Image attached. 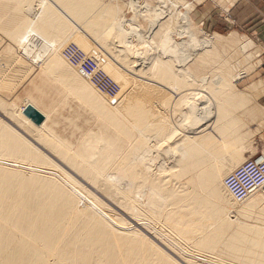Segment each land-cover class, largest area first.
<instances>
[{"label":"bare ground","instance_id":"obj_1","mask_svg":"<svg viewBox=\"0 0 264 264\" xmlns=\"http://www.w3.org/2000/svg\"><path fill=\"white\" fill-rule=\"evenodd\" d=\"M159 1L125 30L122 0H0V264H186L136 227L205 264H264V226L242 220L264 222V182L239 200L225 182L257 160L245 161L246 129L264 123L235 88L247 69L229 71L248 64L251 43L194 31L187 13L175 27ZM114 181L133 226L96 196Z\"/></svg>","mask_w":264,"mask_h":264},{"label":"rangeland","instance_id":"obj_2","mask_svg":"<svg viewBox=\"0 0 264 264\" xmlns=\"http://www.w3.org/2000/svg\"><path fill=\"white\" fill-rule=\"evenodd\" d=\"M132 1H136V3H134V5L135 6H133V8H134V10H133V8L131 9L130 8V5L129 4H131V2ZM148 1V2H147ZM169 1V2H168ZM167 2H168V5H169V7H168V5L166 4V5H163L162 7L163 8H165L164 6H166V10L167 11H165V12H168L170 15L172 14V12H174L175 14H174V16H176L175 18H172V19H174V20H172V21H174V25H176L175 27H177L178 26V28H179V26H182V25H184V23H182L181 22V20H180V18L179 19H177L178 17L177 16H182V15H184L185 13H187V15H188V18H189V20H191V27H192V29H194V31H197V29L202 33V34H206V35H208V36H213V35H220V36H222V37H226V36H228V35H230V33L232 34V33H235V34H237V36L240 38H242V41H249L250 43H251V49H250V51H249V53L248 54H250V57H249V61L248 60H246L247 62H248V64H246V68L244 67V66H242L243 65V63H240V65H233V69H230L229 71L230 72H233V73H235V71H240V70H242V69H247V70H245V72H246V76H244L239 82H237L236 84H235V88L236 89H238L239 91H241V92H244V93H246V94H248L250 97H251V99H252V102H253V98H252V94L253 93H255V92H257V90L258 89H256L254 92L253 91H250V90H247V88L248 87H250L253 83H252V80L250 79V78H252L253 76H254V72L258 69V68H260L261 67V64H262V59L264 58V44H263V42L260 40V34H259V32H257L256 30H254L255 28V25H258V27H260L261 25H264V23L263 22H260L256 17H255V15H257V12L258 13H260V15H261V13H263L264 14V0H243V1H241V7L240 8H237V10H236V12L237 13H234V15H236V17H237V21L235 22V21H226L227 19H226V16L224 15V14H222L220 11V9L218 8V7H220V8H223L222 10H227V9H229V7L231 6V5H233L235 2H237V0H234V1H232V0H183L184 2H181L180 0H175L174 2H173V0H168ZM122 2H123V0H122ZM125 2H128V5H127V3L126 4H123V3H125ZM131 2H130V0L128 1V0H125L123 3H122V9H121V13L122 14H119V17L121 18V19H124L123 20V22H124V28H125V30H128L129 29V26H127L126 25V21H128V20H130L132 17H133V15H134V12L133 11H135L136 13H138V14H141L142 12H143V7H140V6H142V4H143V2H146L147 4H149L150 6H151V8H154V7H156V6H159V4H160V1L159 0H131ZM174 3V4H173ZM141 4V5H140ZM171 4V5H170ZM174 6H173V5ZM124 5V6H123ZM125 5H127L126 7H125ZM140 5V6H139ZM137 6H139L140 8H138ZM171 6V7H170ZM125 7V8H124ZM137 9H136V8ZM167 7H168V9L170 10V8H172L173 9V11H172V9L170 10V11H172L171 13H170V11L167 9ZM130 8V9H129ZM141 9V10H140ZM138 12H137V11ZM132 11V12H131ZM142 11V12H141ZM179 13V14H178ZM173 16V15H172ZM262 16V15H261ZM164 17V16H163ZM168 16H166V18H167ZM231 18H232V16H231ZM176 19V20H175ZM178 21V22H177ZM184 27H185V25H184ZM183 26H182V28H184ZM142 28H145V25L142 27ZM141 28V29H142ZM139 29V37H140V35L142 34L143 35V37H145L146 36V33L145 32H143V30H140V28H138ZM185 29V28H184ZM196 29V30H195ZM255 31L257 32V33H255ZM186 36V35H185ZM184 36V33H182V35H181V32H180V34L179 33H176L175 35H174V37H173V39L175 40V41H177V42H181V41H183V40H185L186 39V37ZM135 37V36H134ZM134 37H132L133 38V40L135 41V42H137L136 41V38H134ZM145 47V46H144ZM143 47V49H141V50H146L147 49V51H149V55L148 56H150L152 53H154V50H151L152 48H149V46H146V48H144ZM148 47V48H147ZM150 49V50H149ZM152 52V53H151ZM244 54H245V52H244ZM244 54H242V52H239V58H241L242 57V55H244ZM236 56H238V52H237V55ZM242 64V65H241ZM244 64V65H245ZM262 88H263V86H262ZM242 89H245V90H242ZM259 90H262V89H259ZM258 90V91H259ZM16 92H17V96H20L21 95V93H22V90H20V89H17L16 90ZM197 92H199V91H197ZM251 93V95H250V93ZM203 93V92H202ZM204 94V93H203ZM197 98V96L195 97V100L193 101L194 102V109L195 110H197V108L199 107V105L200 104H202V103H204V101H205V98L202 96V95H199L198 96V98ZM200 98V99H199ZM203 100V101H202ZM197 102V103H196ZM198 102H199V104H198ZM201 102V103H200ZM196 103V104H195ZM1 108V107H0ZM3 109L1 108L0 109V118H1V114H3L4 113V110L2 111ZM2 111V112H1ZM23 115H24V113H23ZM10 119V118H9ZM11 120V122H12V119H10ZM4 121V120H3ZM13 123L15 124V125H18L19 126V124H16L17 122H15L14 120H13ZM11 125V124H10ZM11 127V126H10ZM20 127V126H19ZM22 128V127H21ZM13 130H15L14 128H12ZM22 131L23 130H25V129H21ZM24 132H26V131H24ZM27 133V132H26ZM28 134V133H27ZM28 138L25 136V138H27V140L30 142V143H32L31 142V140H33V138H32V136L31 135H29L28 134ZM30 136H31V138H30ZM30 138V139H29ZM249 140L250 141H252V135L251 136H249ZM153 142H157V143H159L158 141H156V140H154ZM39 143V142H38ZM160 144V143H159ZM40 145H41V143H40ZM40 145H34V146H36V148L37 149H39L40 151H41V148L42 147H44L43 145H41V147H40ZM162 145V144H161ZM45 148V147H44ZM153 149V150H152ZM151 149V152H150V155H152L151 157H148L147 158V160H151V159H154L153 158V155L154 156H158V152H160L159 151V149L157 148V146L155 147V149H154V147ZM156 151V152H155ZM43 151H41V153H42ZM153 153V154H152ZM156 155H155V154ZM42 154H44L45 156L46 155H48L47 153H42ZM49 157V159L53 162V163H55L57 166H59L60 168H62L63 170H65L66 172H68V174H70V176H72L77 182H79L81 185H83L85 188H87L86 187V185L80 180V179H78L75 175H73L72 173H70L69 171H67L66 169H64L58 162H57V160H55L53 157H51V155H48ZM246 160H249V159H246L245 158V161ZM245 161H241L242 163L243 162H245ZM159 162H161V161H158V163ZM242 163H240V165L242 164ZM164 164V163H163ZM166 165V164H165ZM236 168H239V165L236 167ZM236 168H234L232 171H234V170H236ZM232 171H230V172H232ZM229 173V172H228ZM227 173V174H228ZM224 176H227V175H224ZM113 183V184H112ZM108 187H110V189L108 188V187H106V191H107V195H109V198L108 197H104V199L102 198V197H100L99 195H96L102 202H103V204L107 207V212L108 213H111L112 215H115L116 217H119V218H121V219H123V220H125L126 222H128V223H130L131 225L133 224V223H131V221L128 219V217L125 215V213L124 212H122L121 211V208L120 207H118L117 205H116V203H114V202H112V195L111 194H113V196H114V198H119L118 196H120L123 192L121 191L123 188H125V186L124 185H122V186H120V189L118 188L119 186L117 185V183L114 181V182H112ZM112 185V186H111ZM118 186V187H117ZM112 187V188H111ZM117 187V188H116ZM109 191H108V190ZM117 189H119V190H117ZM91 191V190H90ZM115 191V192H114ZM92 192V191H91ZM114 192V193H113ZM121 193V194H120ZM110 196L112 197V198H110ZM116 198V199H117ZM107 199V200H106ZM111 201H110V200ZM108 201H110V202H108ZM85 201L83 200V202L82 203H84ZM112 202V203H111ZM116 206H115V205ZM108 209H110V211L108 210ZM155 209H156V212L160 215V213H161V211H162V208L161 207H159V206H155ZM113 210V211H112ZM234 211H233V213L232 214H230V217H233L234 216ZM145 217H147L148 218V215L147 216H145ZM145 217H143V220L142 221H146L145 220ZM142 218V217H141ZM231 219H233V218H231ZM156 220V219H155ZM244 222H246V223H248V224H251L252 223V225H263L264 226V222H253V221H255L254 219H242ZM251 220V221H250ZM258 223V224H257ZM155 225V224H154ZM261 225V226H262ZM133 226V225H132ZM156 226H157V223H156ZM262 226V227H263ZM135 229H138V231L141 233V234H143L145 237H147L150 241L152 240V242H154V244H156V245H158L160 248H162V250H164L166 253H168L173 259H175V260H177L178 262H179V259L180 260H182V261H184V262H186V260H188L187 262H186V264H188V262H193V263H196V264H205V261L204 260H202V259H200V256L198 255V254H196V255H194V253H189V252H183L181 249H177V247L175 248V247H173V248H171V247H169L168 245H166V243L165 242H161V241H157L156 240V236H154V233H153V231H149V229L147 230V232H145V231H143V230H141L140 228H138V227H136ZM150 232H151V234H150ZM156 237V238H155ZM161 243H162V245L164 244V246H162L161 245ZM169 248V249H168ZM171 248V249H170ZM175 248V249H174ZM173 249V250H172ZM169 250H170V253H169ZM180 250H181V253H180ZM172 251V252H171ZM184 254H183V253ZM181 254V256H180V254ZM178 254H179V256H178ZM186 254L187 255H189V256H186ZM183 256H185V257H183ZM191 256V257H190ZM182 257H183V259H182ZM190 257V258H189ZM188 258V259H187ZM198 258V259H197ZM202 261V262H201ZM179 263H181V262H179ZM181 264H183V263H181ZM190 264V263H189Z\"/></svg>","mask_w":264,"mask_h":264},{"label":"crops","instance_id":"obj_3","mask_svg":"<svg viewBox=\"0 0 264 264\" xmlns=\"http://www.w3.org/2000/svg\"><path fill=\"white\" fill-rule=\"evenodd\" d=\"M241 1L243 0H237V2L231 5L227 10H222L223 8L218 7L221 10L220 12L226 16V19L228 18L226 21L231 20L232 22H236L238 20L234 13H237V8L241 7ZM261 15L257 12V15H255V17L260 22L264 23V14L261 13ZM254 28V30L259 32V38L264 44V25H261L260 27H258V25H255ZM256 31L255 33H257ZM250 79L252 80V83L259 80H261L262 82L264 81V58L262 59L261 67L254 72V76ZM252 98L253 102L251 104L258 109L264 110V89L253 93ZM246 131L250 132V134L252 135V141H249V148L244 152V157L246 159H264V123H261L260 125H258L256 122L251 123L247 126Z\"/></svg>","mask_w":264,"mask_h":264},{"label":"built area","instance_id":"obj_4","mask_svg":"<svg viewBox=\"0 0 264 264\" xmlns=\"http://www.w3.org/2000/svg\"><path fill=\"white\" fill-rule=\"evenodd\" d=\"M254 171L255 174L249 179L243 177V172ZM258 172L260 174H258ZM233 177L226 178V187L230 190L233 197L237 200L244 198L247 194L252 192L254 188L264 182V161L262 160H249L240 169H238ZM234 178L240 185L234 183ZM253 193V192H252ZM248 196V195H247Z\"/></svg>","mask_w":264,"mask_h":264},{"label":"water","instance_id":"obj_5","mask_svg":"<svg viewBox=\"0 0 264 264\" xmlns=\"http://www.w3.org/2000/svg\"><path fill=\"white\" fill-rule=\"evenodd\" d=\"M23 113L24 116L31 119L35 124H40L43 121V116L30 106L25 108Z\"/></svg>","mask_w":264,"mask_h":264}]
</instances>
